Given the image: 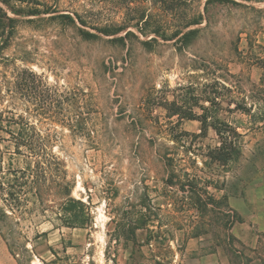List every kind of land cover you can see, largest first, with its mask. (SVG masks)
<instances>
[{"label": "rangeland", "instance_id": "1", "mask_svg": "<svg viewBox=\"0 0 264 264\" xmlns=\"http://www.w3.org/2000/svg\"><path fill=\"white\" fill-rule=\"evenodd\" d=\"M100 1L60 0L59 7L83 13L87 25L76 24L92 31L122 23L123 14ZM238 2L212 4L197 39L182 49L174 40L152 48L135 37L124 45L112 40L126 31L84 40L76 26L50 14L21 18L0 52V70L30 68L75 93L93 131L82 136L42 118L45 106L34 92L17 89L9 99L3 90L6 105L19 113L28 107L32 122L51 131L48 145L60 162L41 197L25 186L21 208L8 204L10 169L26 163L11 164L13 146L0 141V264H264V0ZM170 102L196 115L208 108L209 122L233 125L241 134L237 160L228 167L209 162V147L220 143L212 126L178 148L166 129L178 123L200 133L202 123L172 116ZM161 146H176L181 181L196 180L203 199L213 183V206L197 208L166 184ZM67 184L84 203L76 206L77 223L60 218L74 216L62 210Z\"/></svg>", "mask_w": 264, "mask_h": 264}, {"label": "trees", "instance_id": "2", "mask_svg": "<svg viewBox=\"0 0 264 264\" xmlns=\"http://www.w3.org/2000/svg\"><path fill=\"white\" fill-rule=\"evenodd\" d=\"M86 1L88 3H96V0H73ZM105 5L113 7L116 11L121 12L122 23L112 22L104 25H93L94 31L78 26L79 22L86 26L87 20L83 13L75 11L74 14L62 12L59 3L60 0H0V52L6 50L11 40L15 36L17 29L25 16H40L42 14H50L49 19L59 20L63 25H71L77 27L79 34L84 40H92L100 38V34L117 35L122 31L124 34L117 35L112 38L113 41L121 44L126 43L129 37H135L142 44L152 48L153 43H159L160 40H174L179 48L190 46L198 37L204 20L209 19L210 6L212 4H239L238 0H101ZM100 1V2H101ZM99 4V0H97ZM28 20H34L30 18ZM149 37V39H140V36ZM10 75L5 68L0 70V97L3 106L0 107V130L4 131L8 137L0 136L1 140H7L13 146L11 151V164L13 159H21L26 163L25 167H17L10 169L11 177L9 183L10 190L7 191V197L4 200L10 201L8 204H14L21 208L24 197L22 192L24 187L35 189L36 196L41 197L42 193L49 187L46 183L49 174L54 173L53 164L60 162L59 157L50 150L48 142L52 140L51 131L39 128L31 120L30 110L25 108L24 112H16L15 108L4 103L3 90L12 99L16 95V90L20 92H34L39 96L45 109L40 113L42 118H49L51 121H58L62 125L72 130H79V134L86 136L93 129H90L81 109L79 110V98L75 93L64 91L58 85L48 84L41 74L30 68H17ZM209 101H214L208 99ZM264 100V97H263ZM12 102V101H11ZM169 108L172 110V116L186 117L188 119H199L202 123L200 133H191L183 129H178V123L171 128L166 129L169 139L179 146H184L186 138L190 136L202 137L207 134L208 127L212 126L220 139L219 145L209 147L207 158L210 163H217L219 166L228 167L237 160L240 153V133L228 122L216 121L209 122L208 108L200 115H196L194 111L185 113L180 105L176 102H170ZM61 107V111L56 109ZM48 110V111H47ZM185 114V115H183ZM43 126V125H42ZM186 135V137H184ZM1 146V142H0ZM176 146H161V156L164 161L167 177L164 179L167 185L177 187L197 208H208L213 206L217 199L214 198L208 187L213 184L209 183L203 189L208 195L207 199L202 198L199 184L193 180L190 183L181 181V174L178 168L179 152L174 151ZM206 163L208 161H205ZM19 173L21 174L19 176ZM3 178L6 179L5 176ZM22 178L23 181L20 180ZM212 182V181H209ZM8 183V184H9ZM5 181H0V186L4 190ZM214 188L217 186L213 185ZM69 198L63 203L62 210L73 211L74 216L71 218H60L65 223L80 222V215L77 211V204L81 206L83 201L72 196V188L66 185ZM5 193H3L4 196ZM12 200V201H11ZM14 206V205H12ZM227 206L228 203H227ZM85 212V211H83ZM152 222H155L152 220ZM235 219H231L234 223ZM147 223L149 221L147 220ZM228 223V222H227ZM14 254H18L20 245L11 246Z\"/></svg>", "mask_w": 264, "mask_h": 264}]
</instances>
